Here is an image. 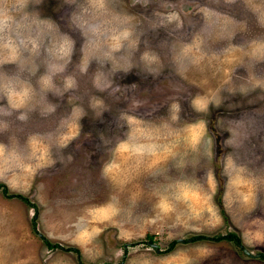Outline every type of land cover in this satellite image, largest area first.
<instances>
[{
  "label": "rangeland",
  "instance_id": "obj_1",
  "mask_svg": "<svg viewBox=\"0 0 264 264\" xmlns=\"http://www.w3.org/2000/svg\"><path fill=\"white\" fill-rule=\"evenodd\" d=\"M0 17V181L38 206L35 232L0 191V264H264V0H0ZM228 231L241 246L185 239Z\"/></svg>",
  "mask_w": 264,
  "mask_h": 264
},
{
  "label": "trees",
  "instance_id": "obj_2",
  "mask_svg": "<svg viewBox=\"0 0 264 264\" xmlns=\"http://www.w3.org/2000/svg\"><path fill=\"white\" fill-rule=\"evenodd\" d=\"M0 191L6 195V196H17L19 198H21L22 200H24L26 203H28L29 205H31L33 207L34 213L32 215L31 218V227L35 232H38L37 230V223H36V216L38 213V206L36 203H34L33 201H31L26 195L22 194V193H13L10 192L8 189V186L0 181ZM218 204L220 206L221 211H224L223 209V205H222V200L221 198H218ZM146 239L152 240L153 239V234L148 232L145 235ZM41 238L43 239V241L46 243V245L49 248H64V249H69V250H73L76 251L77 253L80 252L79 248L76 246H63L62 244H60L59 242H54L51 241L47 236H45L44 234H41ZM215 239V240H220V239H228V240H232L236 245L241 246V238L240 236L232 231H228L226 233H218L215 235H206V234H202V233H196V234H192L191 236H189L188 238H185L186 240H191V241H196V240H201V239ZM177 243V239L173 238L168 242V246L165 248V251H169L171 250L175 244ZM258 255L264 259V251H260L258 252ZM80 264H87L86 262H84L83 260L79 259L78 260ZM119 264V263H116Z\"/></svg>",
  "mask_w": 264,
  "mask_h": 264
},
{
  "label": "clouds",
  "instance_id": "obj_3",
  "mask_svg": "<svg viewBox=\"0 0 264 264\" xmlns=\"http://www.w3.org/2000/svg\"><path fill=\"white\" fill-rule=\"evenodd\" d=\"M93 2H99V3L103 4V0H93ZM173 18L174 17H170V19H173ZM7 24H8V18L7 17H0V32L4 31V29L7 27ZM122 35L126 39L129 35V33L126 31ZM28 43H31L33 45L34 49L36 47H38L36 40L32 39L31 37L21 39L19 44H17V42L15 40L12 41L11 50L13 52H15L17 59L20 56V47L23 46L24 48H27ZM59 52L63 56L69 55V53L71 52V42L68 40H65L64 43H62L60 45ZM146 58H148L147 55H146ZM85 70H86V64L84 67H82L81 71H85ZM53 71H63V66L62 65L61 66H53ZM42 84L44 87H52L51 75H46V76L42 77ZM74 85H75V81L72 77H68L65 80V88L66 89L72 88V87H74ZM18 118L20 120L27 119V117L24 114H21Z\"/></svg>",
  "mask_w": 264,
  "mask_h": 264
},
{
  "label": "water",
  "instance_id": "obj_4",
  "mask_svg": "<svg viewBox=\"0 0 264 264\" xmlns=\"http://www.w3.org/2000/svg\"><path fill=\"white\" fill-rule=\"evenodd\" d=\"M180 239H181V238H180ZM151 244H152L153 246H156V245H157L155 242H151ZM244 250H245L246 252H248L247 249L244 248ZM250 254H251V253H250Z\"/></svg>",
  "mask_w": 264,
  "mask_h": 264
},
{
  "label": "crops",
  "instance_id": "obj_5",
  "mask_svg": "<svg viewBox=\"0 0 264 264\" xmlns=\"http://www.w3.org/2000/svg\"><path fill=\"white\" fill-rule=\"evenodd\" d=\"M77 247V246H76Z\"/></svg>",
  "mask_w": 264,
  "mask_h": 264
}]
</instances>
